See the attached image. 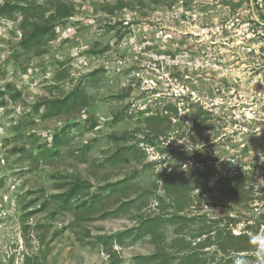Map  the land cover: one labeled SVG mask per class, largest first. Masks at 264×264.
<instances>
[{
    "label": "rangeland",
    "instance_id": "rangeland-1",
    "mask_svg": "<svg viewBox=\"0 0 264 264\" xmlns=\"http://www.w3.org/2000/svg\"><path fill=\"white\" fill-rule=\"evenodd\" d=\"M9 1L40 5L43 16L52 12V3H61L71 14L56 23L43 54L19 60L22 16L0 15V264H133L134 256L154 253L157 244L174 254L169 264H176L181 253L197 250L210 228L211 244L199 250L203 264L222 259L214 237L219 229L251 237L246 245L259 256L264 243V0H121L123 7H116L120 0ZM53 85L60 86L53 98L80 89L86 108L42 118L43 108L37 114L33 106L50 95ZM15 91L21 94L13 99ZM155 113L170 119L169 130L159 137L145 122ZM32 120L21 134L34 133L41 140L34 147L55 149L49 141L58 132L62 137L60 152L38 163L11 151L16 140L26 139L13 135L12 125ZM117 146L131 149L110 163ZM169 173L187 187L189 200L179 214L188 220L161 224L157 244L150 235L113 243L115 255L109 256L98 236L131 228L136 234L143 218L176 211L162 182ZM132 175L120 193L95 204L89 221L81 220L80 209L53 218L38 210L21 218L40 187L47 197L60 181L78 178L91 183L92 194L106 196L105 183ZM225 177L244 186L240 199L223 190ZM120 200L130 204L120 209ZM82 201L77 197L71 203ZM181 237L188 248H174L173 240Z\"/></svg>",
    "mask_w": 264,
    "mask_h": 264
},
{
    "label": "trees",
    "instance_id": "trees-1",
    "mask_svg": "<svg viewBox=\"0 0 264 264\" xmlns=\"http://www.w3.org/2000/svg\"><path fill=\"white\" fill-rule=\"evenodd\" d=\"M162 0H151L153 4H159ZM138 3L144 4L142 0H138ZM53 10L47 16H43L40 12L42 6L35 4H21L14 3L11 4L9 0H4L2 4H0V15L10 16L11 13L19 12L22 16L20 22V38L18 40V48L21 52H16V60H19L25 54H35L40 55L44 53V46L47 45L50 41H52L55 37V27L56 23L60 20L67 18L71 14V9L62 5L61 3H52ZM121 0L118 6L123 7ZM264 19V15L262 16ZM120 38V37H119ZM60 64H63L60 62ZM60 72V71H59ZM58 72V73H59ZM56 80L59 81L61 78L59 74L56 75ZM10 88L9 86H6ZM59 85H53L50 90V95L45 97L43 100L37 102L33 106V111L35 113H39L40 108H43V113L41 115L42 118H53V117H61L63 115H70L80 109L86 108L87 101L84 98V94L80 89H76L73 92H70L66 95L58 96L57 98H53V91L59 89ZM21 93L19 91H15V94L12 95V98L15 99ZM146 125L150 133L154 136L159 137L163 132L169 130L170 119L165 115H160L159 113L152 114L145 119ZM28 124H34V121H21L18 124H14L11 127L13 129V135L16 137H23L21 134V129L25 128ZM147 129V130H148ZM148 136V135H147ZM145 137V136H144ZM23 138L25 142L20 143L19 140L15 141L14 146L11 151L13 153L20 154V158H28L30 161H36V163L40 161H46L49 156L57 155L59 151V146L62 145V137L60 133H56L53 135L51 141L49 143H54L55 149H51L49 144L48 146H42L41 143H38L36 147H34V143L36 141L40 142L34 133H29L28 135H24ZM116 138V137H114ZM143 140V139H142ZM150 140V139H149ZM152 140V139H151ZM151 142V141H149ZM153 142V141H152ZM34 148L37 149V153H34ZM131 146H117L116 150L109 157L108 161L113 163L117 160H121L122 156L125 152H129ZM124 162V161H122ZM133 178V175L130 177H125L119 181L114 183H105L101 187V191H108V194L104 196L102 193L92 194L90 192L91 183L87 180L81 179H73L68 181V183L63 180L56 185L55 191L50 193L45 197L44 189L40 187V189L36 193V197L30 200L26 206H24L23 212L21 214V218L25 219L30 217L33 213L32 211H47L48 216L53 218L59 213H63L65 211H82L79 215L81 220L89 221L92 219L91 211L95 204L103 203L102 201L105 197L109 195L118 194L121 190L125 189L126 180H130ZM233 178L225 177L220 180V183L223 185V190L231 195L236 200L240 199L239 195H243L244 186L233 181ZM162 182L164 183V189L171 194L173 201L176 203L175 212L171 213L168 217H164L163 215H155L153 217H145L143 218L138 226L136 227L137 233L133 234L135 228L127 229L124 231L111 233L108 235H100L97 237L99 241L102 242L106 252H109V256L115 255V252L112 251V244L122 245L124 244L126 238H131L132 241L137 240L139 238L145 237L146 235H150L153 242L157 244L154 238H156V234L158 228L161 224L166 221L172 223H178L184 220H188V218L184 215H180V212H183L185 205L188 203V193L186 192V186L182 184L178 179L175 173L163 174ZM235 182V185H234ZM57 190V191H56ZM117 191V192H116ZM41 194H40V193ZM80 198L83 201L81 203L72 204L71 201L76 198ZM89 201H86L88 200ZM36 202V203H35ZM37 205L38 207L34 210H28L32 205ZM54 204V205H52ZM130 204L127 200H120L119 207L120 209L123 206ZM31 205V206H30ZM85 206V207H83ZM111 210L114 209H106L103 211V217L107 216ZM37 227H46L47 223H36ZM24 230L28 227L23 224ZM211 229V228H210ZM208 229L205 233L207 234V238L201 240L195 246L196 251H188L181 253L180 259L176 264H203L201 258V253L199 250H202L203 247L209 246L210 243V235L213 230ZM214 237L217 239V250H220L223 255L222 259L219 263L216 264H264V243L261 245V250L258 251L260 253L259 256H254V253L247 246L251 241V237L247 236L245 233H240L238 235H232L231 232H226L223 229L218 230ZM39 242L43 241L42 237H38ZM183 237L175 238L173 240V246L177 249H186L188 248L187 244ZM233 243V246L230 245ZM248 244V245H246ZM157 244V250L150 255H136L133 257V264H169L174 254L164 253L162 249ZM263 247V248H262ZM244 254H241V253ZM251 252V254H249ZM29 257L26 256L25 260H28ZM115 258H112V260ZM225 260V261H223ZM115 261V260H114ZM223 261V263H222Z\"/></svg>",
    "mask_w": 264,
    "mask_h": 264
}]
</instances>
